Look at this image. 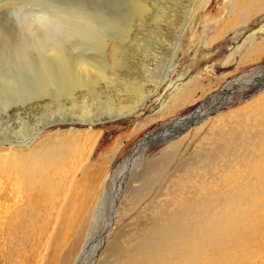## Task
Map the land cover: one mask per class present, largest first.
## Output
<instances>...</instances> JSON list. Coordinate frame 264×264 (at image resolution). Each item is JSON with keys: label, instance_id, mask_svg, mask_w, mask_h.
I'll return each mask as SVG.
<instances>
[{"label": "rangeland", "instance_id": "374dc122", "mask_svg": "<svg viewBox=\"0 0 264 264\" xmlns=\"http://www.w3.org/2000/svg\"><path fill=\"white\" fill-rule=\"evenodd\" d=\"M233 1L205 0L189 21L195 0H59L64 29L72 39L50 41L28 36L13 19V10L27 0H0V136L17 138L37 130L30 142L14 148L0 143V153H26L59 133L94 135L86 159L75 164L78 170L71 188L67 184L65 202L60 200L53 211L49 233L41 234L47 228L42 220L23 241H14L5 229L7 208L0 209V264L89 259L97 246L92 250L94 240H88L100 228L93 219L96 204L103 192L112 190V175L123 160L151 134L160 135L167 123L193 115L227 83L253 71L259 76L257 68L264 67V0H249L246 12L236 18ZM39 3L47 6L48 0ZM77 9L80 21L86 20L80 22L81 30L69 16ZM176 41L178 55L165 78L161 68ZM64 60L94 65L87 79L78 78L92 85L93 92L71 78L83 90L67 93L64 85L70 79L57 71ZM95 71L107 78L98 79ZM160 78H165L161 85ZM257 85L196 119L190 117L192 123L169 137L149 141L120 175L121 194L94 264H182V250L169 246L171 256L162 239L168 227L183 222L192 238L203 217V238L198 247L189 248L186 264H264V86ZM150 89L152 94L134 112L117 115ZM80 115L101 121L90 128L78 121ZM113 202L111 193L110 208ZM212 208L217 213L211 224ZM85 249H91L86 259Z\"/></svg>", "mask_w": 264, "mask_h": 264}, {"label": "bare ground", "instance_id": "6f19581e", "mask_svg": "<svg viewBox=\"0 0 264 264\" xmlns=\"http://www.w3.org/2000/svg\"><path fill=\"white\" fill-rule=\"evenodd\" d=\"M204 1L205 0H195L196 4L190 9L191 15H190L189 21H191V18L196 14L199 7L201 6V4ZM248 2H250V1L249 0H235V1H233L232 6H230V7H232V9H231L232 15L235 18L238 16L241 17V15H242L241 13L246 12V9H248V7H249ZM230 5H231V3H230ZM234 7L236 9L233 10ZM67 12H69V11H67ZM66 14H68V13H66ZM71 14L72 15H69V16H71L70 17L71 22L73 21L72 19L75 20V22H74L75 24L78 21L79 24L78 23L76 24L77 29H79V30L83 29V28L80 29V27L83 25L81 23L84 20L82 18L81 19L82 22H81L79 19V18H81L82 12L80 14L78 9H77L76 12H74V15H73V13H71ZM84 14L85 13H83L82 16H85V15L87 16L88 13L85 15ZM86 16H85V18H86ZM85 21H84V23H86ZM87 23H88V21H87ZM75 24H74V26H75ZM67 26H69V25H67ZM73 27H72V29H73ZM68 28H70L69 31L72 32L71 27H68ZM75 30H76V28H75ZM77 31H75V32H77ZM73 32H74V30H73ZM77 33H79V32H77ZM71 34H73V33H71ZM73 35H75V34H73ZM59 41H61V40L59 39ZM64 45L65 44H63L62 47H64ZM179 46H180V44L178 43V41H176V43L173 44L174 51H172L171 55H168L166 57V60L164 62L165 64H163V67L161 68L163 71L162 74H163V76L165 75V78L169 72V69H170L171 64L173 62V59L176 58L178 55V52H176V51L179 49ZM81 47H83V46H81ZM86 48H88V47H86ZM57 49H59V47H57ZM66 50L67 49H65V51ZM60 51H62V50H60ZM63 51H64V49H63ZM72 53L73 52H71V54ZM61 54L62 53H60V55ZM56 55L57 54H55V57H56ZM69 55H70V53H69ZM62 56H64V55H62ZM78 63H79V61H78ZM58 65H59V69L57 71H59L58 73L61 74L58 76L59 77L64 76L68 80L70 79L69 81L71 83H67V82H69L67 80L66 81L67 85H64V89H65V86H67L66 88L68 90L67 91L68 94L71 93V90L76 89L77 87L82 89V88H85L86 86H89V89L87 87L88 91L89 90H90V92L94 91V88H91V87H93L92 85H90L89 83L86 84V83L78 80V78L80 80H83L84 77L87 79V77H86L87 75H89L90 73H94L92 70L94 65L92 67H89V65L87 63L69 65V64H67L66 60L61 61ZM256 71L258 73H260L259 76H257V73H255L253 71L251 73L242 75L241 78H239L235 81H231V82L227 83V85L221 90V92L213 95L212 97L209 98V100H206L202 104V106L199 108V110L197 109L198 111L195 112L190 117H194V119L198 118L200 115L204 114L206 112V110L208 111V109L216 107V105H219L223 100L230 98V96L236 92L237 93L242 92V91H244V90H246V89H248L254 85H257L260 82H262V84H259L257 86H259V87L262 85L264 86V67H259V68H257ZM101 73H102V71H101ZM95 75L100 80H105L107 78V76L102 75V74L97 73V72L95 73ZM71 78H73V80H75V81L78 80L79 82H82V84H81L82 88L80 87L79 84H78V86L72 85V83L74 81L73 80L71 81ZM89 78L90 77H88V79ZM161 78H163V77H161ZM161 78H160V85H161V83L165 82V80H164L165 78L164 79H161ZM59 81H57V82H59ZM60 82H59V84H60ZM63 82H62V84H65ZM89 82L91 83V79ZM62 84L60 85V88L63 86ZM157 86L159 87V85H157ZM157 86H155V87H157ZM153 91H154L153 89H150L148 91H141V93L138 94L139 99H138V101L135 102V105L128 107V109H126V110H123V109L120 110V112L117 115L120 117L122 114L123 115L124 114L130 115L132 112H134V110H136L137 108H139L141 106L144 99L147 98L150 94H152ZM100 101L103 102L102 100H100ZM190 117H187L185 119H181L178 121L175 120L172 123L171 122L167 123L166 127H163V129L159 130L160 132H158V133H160V135L155 136V134H151L150 137L146 138L143 142H141L131 152V154L127 156L126 160L124 159L123 162L119 165L118 169H116L117 171H115V174H113L112 178H111L112 179L111 180L112 181V183H111L112 190L110 189L111 191H109V193L107 192L108 194L106 192H103L102 195L99 197L98 203L96 204V215H95V218H93V219H96V221H98L96 224L97 225L100 224V228H99V231L96 234V236L94 238H90L88 240V244H89L90 240L93 239L94 243H93L91 249L93 250L94 247H96V246L97 247L95 250L92 251L91 257L89 256L91 249L90 250L85 249L83 251L84 255L82 258L85 257L84 259H86V257H88V256L90 258L89 259L87 258L86 259L87 261L83 260V262L81 263V261H80L81 257H78L80 260L79 259L76 260L77 261L76 264H83V263L84 264H94V262L97 258V255L100 253L99 250H100L102 244L105 242V239L107 237L106 235L108 234V230H109V229L107 230V228H109V226H110L112 216L114 215V212L116 209L115 203L117 202V194H119L120 191L122 190L123 182L121 180L120 175L122 173H125L126 170H129L131 168V166H133V164H135V160L137 159L138 154H141V152L144 150V148H146V146H148L150 140H152L153 138L154 139H156L158 137L160 138V136H162V138L169 137L170 135L179 131L183 126L189 125L190 123H192L193 119L191 120ZM77 119L79 122H82L83 124L88 125L90 128H93L94 124L97 121H99V120L101 121V119H97V120L95 119L94 120L91 117L85 118L82 115H80ZM74 122H75L74 119H72L71 123L74 124ZM36 134H37V130L33 128L32 130L23 133V135H21L17 138H13L12 136H9V135L7 137H5V135L4 136L2 135V136H0V143H2V144L10 143L9 145H10V149H11V148L15 147V146H13V145H15V143L30 142L31 139L34 136H36ZM93 137H94V135L89 134L87 131H84V132L83 131H78V132L76 131L75 133H70L68 135L66 133H59V134L49 136L45 139L43 138L41 141H38V143L35 146H32L29 149V151L26 153H24V152H12V153L11 152H3V153H0V209L7 208V209H4L6 212V214L4 215V224H5V220L7 221L5 229L6 230L8 229L10 231L11 237H13L14 241H23V239L25 238V233H27L28 231H29L28 233H30L31 230L36 228L42 220H43L42 224H45L47 226V228L42 229L41 234L49 233L50 228H51V222L53 221V219H52V217L54 215L53 211L55 209H57L58 205L60 204V200L63 201L66 199V193H67L68 189H70L72 186L70 183L72 182V180H73V178H74V176L78 170L76 168L75 164L77 162H81V160L86 159V155L88 153L89 146L91 145V143L93 141ZM67 167H68V169H65ZM64 170H68V173L66 176L65 175L63 176ZM100 181L101 180L99 179V181H97L94 184V185H96V188H98V186L100 185ZM67 184H70V188H68ZM104 193H106V194H104ZM111 193H113V195H114V202H113L112 208H110L109 205L107 204V200L110 198ZM87 196H88V193H87ZM216 201H215V204L217 203ZM12 202L15 203L17 206H14L12 204ZM64 202L65 201H63L61 203L63 204ZM87 206H86L87 207L86 209L88 210L89 205H87ZM210 210H212V211H210L209 213H214V214L208 217V220H209L208 223L212 224V223L216 222V213L217 212H216V209H213V208ZM53 218H55V217H53ZM205 218L206 217H203L202 219H200L198 221V223L196 224L197 227H193L194 235L192 238H189V236H188V233L192 230L189 228V224H186L184 222L177 224L171 228L168 227V230H169L168 232H167V229L165 228L167 233L165 234V236L163 235L164 238L162 240L164 241V243L166 245L167 252H169L171 256L174 253V250L172 248H168L169 246H177L179 251L182 250V252H180L182 254V260H181L182 264H186V262L188 261V258H190L189 256L187 257V255L189 254L188 253L189 248L195 249V247H198V245H199L198 244L197 246H195L197 244V241L201 242V238H203V236L201 234V231H202L201 226L203 225ZM70 222H72V221H70ZM167 225H168V223H167ZM171 225H173V224H170L169 226H171ZM34 231L35 230H33L32 232H34ZM159 234H161V233H159ZM149 242H151V241H149ZM177 242H179V243L177 244Z\"/></svg>", "mask_w": 264, "mask_h": 264}, {"label": "clouds", "instance_id": "9594fccd", "mask_svg": "<svg viewBox=\"0 0 264 264\" xmlns=\"http://www.w3.org/2000/svg\"><path fill=\"white\" fill-rule=\"evenodd\" d=\"M11 15L22 32L30 37L50 41L72 39L64 29L65 15L59 0H48L47 6L41 5L39 0H27L25 6L14 9Z\"/></svg>", "mask_w": 264, "mask_h": 264}, {"label": "water", "instance_id": "95a60500", "mask_svg": "<svg viewBox=\"0 0 264 264\" xmlns=\"http://www.w3.org/2000/svg\"><path fill=\"white\" fill-rule=\"evenodd\" d=\"M189 114H190V113H189ZM189 114H188V115H189ZM188 115H186V116H188Z\"/></svg>", "mask_w": 264, "mask_h": 264}]
</instances>
